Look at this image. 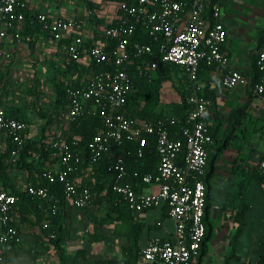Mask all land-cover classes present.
Here are the masks:
<instances>
[{"label": "built area", "instance_id": "1", "mask_svg": "<svg viewBox=\"0 0 264 264\" xmlns=\"http://www.w3.org/2000/svg\"><path fill=\"white\" fill-rule=\"evenodd\" d=\"M226 0H214L208 6L204 0H127L119 3L115 15L100 34L109 41L95 42L87 47L79 17H50L38 12L28 20L37 24L44 36L55 44L63 45L66 56L80 63L82 56L96 63L110 62L116 67L133 59L154 55L151 43L135 39L136 26L146 29L152 42L158 43L157 54L163 63L179 66L186 77L189 111L179 126L181 138L173 139L161 121L152 122L124 113L127 96L132 92L134 81L127 71L91 72L78 84L65 81L68 97L66 118L74 121L83 115L97 116L104 130L94 134L86 144L92 160L99 159L125 142L136 143V154L141 155L147 138L154 139L158 164L154 172L141 175L143 184H154L156 191L145 193L126 181L127 169L122 156H116L109 170L113 173L112 192L131 211H143L164 204L168 215L174 220L171 238L149 239L140 249V257L147 263L193 264L205 238L204 222L206 207L205 169L209 148L213 143L209 124L205 119L208 99L199 83V69L219 67L221 86L231 89L237 85L249 86L250 91L264 97V47L257 52L255 66L259 78H251L229 66V58L223 52L227 32L222 20ZM27 0H0V67L7 64L9 40L14 39L20 47L22 31L26 24ZM93 10L88 8L87 16ZM110 40L114 41L110 45ZM152 69L156 63L152 62ZM142 72H140L141 74ZM12 76V73H10ZM0 88V152L9 150L7 163L15 166L21 149L28 137L26 121L9 116L1 103ZM76 142L69 146L64 139H55L51 144L57 161L41 170L44 182H26L24 190L38 198L45 216L59 213L61 200L69 201L78 209L87 208L92 199L90 187H78L72 174L80 161ZM181 162L179 164L178 159ZM258 172L264 176V155L257 162ZM133 176H138L137 172ZM57 184L58 188H53ZM17 196L0 182V264H16L8 261V255L22 244L18 226L14 223L13 211ZM51 219L44 218L39 232L46 241L54 238V232H46ZM118 264H124L118 261Z\"/></svg>", "mask_w": 264, "mask_h": 264}, {"label": "crops", "instance_id": "2", "mask_svg": "<svg viewBox=\"0 0 264 264\" xmlns=\"http://www.w3.org/2000/svg\"><path fill=\"white\" fill-rule=\"evenodd\" d=\"M86 1L99 4L95 8L99 21L87 16L89 6ZM100 2L101 0H27V12L30 15L45 12L50 17H79L84 41L91 44L92 41H100L102 26L109 23L115 15L114 5ZM222 20L227 32L223 52L229 58V66L252 78L257 52L264 47V0H226ZM25 26L21 33L23 44L20 47L14 39L9 40L8 63L0 67V77H3L0 82L8 78L4 71L35 72L39 68L50 73V67L59 64L57 61L61 62L66 56L63 49L66 39L57 45L41 31L25 35ZM28 40L33 43L32 46ZM79 64L87 67L90 64L88 56H82ZM222 72L219 67H202L198 76L208 97L205 119L214 133V139L209 148L205 169V208L210 238L203 247L201 245L193 264H249V254L254 255L256 247L251 243L252 235L247 217L254 216L257 208L264 202V182L248 178L243 172L248 166H256L264 155V97L253 94L246 85L223 88L220 81ZM10 77L12 78L11 74ZM176 85L179 86V83ZM11 90L8 83L1 96V103L6 106L7 112L11 107L15 111L22 107L36 108L34 100L22 103L20 97L13 99ZM245 105L246 113L240 117L238 126L231 130L232 112ZM36 115L38 114L35 113L34 116ZM39 120L34 131L35 137L31 134L30 125L29 137L36 139L40 136L43 127L40 124L44 120ZM95 174L88 164L74 176L76 183L89 181L96 188L93 201L87 208L78 209L69 201H64L62 206L63 246L66 253L73 254L78 248H83L89 260L110 259L123 261L124 264H149L140 257V249L153 237L166 240L174 233L175 223L168 215L167 207L160 204L143 211H124L117 219L104 189L101 190L95 183ZM40 179L39 172L33 171L30 174L27 170L12 169L4 188L8 191L23 189L26 182L37 183ZM156 189L154 184H143L140 188L145 193ZM243 205L244 226L235 237L238 223L234 214ZM37 217L30 206L14 209V223L18 226L23 242L8 255V261L16 264H52L55 251L48 248V241L38 231L40 223ZM83 244L85 246L81 247ZM34 251L37 253L34 254ZM98 255L101 257L97 258Z\"/></svg>", "mask_w": 264, "mask_h": 264}, {"label": "trees", "instance_id": "3", "mask_svg": "<svg viewBox=\"0 0 264 264\" xmlns=\"http://www.w3.org/2000/svg\"><path fill=\"white\" fill-rule=\"evenodd\" d=\"M122 1L127 0H101L100 3L114 5L115 10H117L119 3ZM204 1L209 6L214 0ZM86 3L87 6H89L88 8H91L93 10L92 15H89L88 17L94 20L97 19L99 21L100 19L97 18V13L95 9L98 7L99 4L97 5L89 1H86ZM33 16L34 15H30L27 11L25 12V35L28 32L30 33L32 31H40L39 26L37 24L31 25L28 23V20ZM134 38L145 43H151L155 51L154 55L146 56L145 58L141 59H133L129 62H126L120 67H116L110 62L96 63L95 61H91L87 67H83L78 62L71 60L67 56H65L61 62L59 60L57 61L59 64H55L50 67L52 71H50V76L48 80L52 85L54 93L52 97H50L49 105L31 108L30 112L32 114L37 113L40 118L46 122L47 125H45L47 128V126H50L51 123H54L56 120L61 118L62 115L67 114L69 103L65 89L67 88L68 84L63 81L64 79L66 81H71L72 83L78 84L81 81L86 80L92 71H114L116 68H122L129 73V75L134 81L133 90L127 96L126 103L123 107L124 113L152 122L161 121L164 127L168 130L171 138H181L179 133V126L183 123L184 118L189 111V105L186 100V95L189 90L187 86L186 77L179 66L163 63L160 60V56L156 53L158 43L151 41V37L148 35L146 29L144 30L140 25H137ZM99 39L103 41L106 40V42L109 41L108 39H105L102 35L99 36ZM28 42L30 43V40H28ZM114 43V41L110 40V45H113ZM93 44L94 42L92 41L91 44L86 43V46L89 47ZM32 45L33 43H30V46ZM152 62L156 63V67L154 69L150 67ZM202 67H205L203 63L201 64L200 69ZM254 67L255 68L253 77L251 78L252 83L257 81L259 78L258 70L256 66ZM153 70L156 73V78L154 79L150 77L151 72ZM140 72L142 73L140 74ZM4 74L5 76H8V78L0 82V88L2 90L5 89V86L8 83L13 84V79L10 77V73L8 71H4ZM2 78L3 77L1 76L0 80ZM166 79L172 80V82L175 84V90L178 93L179 98H177L175 101L173 100V102L168 104V106L164 108L160 107V109L157 110L156 106L159 104V97L157 95L159 94V92L156 86H159L161 82ZM176 83H179V86H177ZM30 91L31 89H28V92ZM202 92L207 97V94L204 92V90H202ZM141 101L144 102L142 107H140ZM31 106L34 107V105ZM19 110L15 111V109L11 107V109L7 113L9 116L26 121L30 128V123L28 120L23 117L17 116L16 112H19ZM246 110L247 105L232 112L230 126L231 130H234L238 126V124L240 123V117L246 113ZM38 115H36V118ZM45 125L41 128L42 131L38 138L35 139L29 136L27 137L25 145L21 149L19 160L14 167L10 166L7 163L9 150L5 149L4 151L0 152V182L3 187L5 186L7 178H9V174L12 169L21 171L27 170V172L30 174H33L34 171L39 172L40 174L42 169L49 165L55 164L57 159L52 155L53 149H51V144L55 139L61 138L64 139L67 144L71 147L73 146L74 142L78 144L75 148L78 151V154L80 155V161L76 165V169L72 174V178L74 179V176L78 174L84 166L88 164L91 165L92 169L96 173L95 183L100 187L101 190L104 189L106 194L105 196L110 203V207L117 214L115 218H117L118 215L123 214L124 211L130 212L131 210H129L122 201L118 202V196L115 195L111 190L113 173L109 170V167L116 156H122L127 169V176L125 180L131 182L137 190H140L141 186L143 185V182L141 181V175L149 172H154L158 164L159 157L155 150L154 139L152 137L147 138V143L143 147L141 155L136 154V143L133 141H129L125 142L123 147L118 146L108 154H103L99 159L92 160L86 150V144L94 134L100 133L104 130L103 123L99 117L83 115L81 117H78L74 121L68 120L66 127L61 128L62 130H58L57 132L54 131V133L51 134L46 131ZM210 133L212 139H214V133H212L211 130ZM178 161L180 164V158L178 159ZM134 172H137L138 176H133ZM243 172L246 176H248V178L255 179L259 183L264 182V176H262L258 172L256 166H248L246 171ZM40 178L41 179L38 182L46 181L41 175ZM31 184H36V182L31 181ZM76 185L78 187H90L92 191V199L90 202L91 204L95 195L94 192H96L95 186H93L89 181L86 183H76ZM52 187L58 188V185L53 184ZM10 192L15 194L18 198L15 203L14 209L17 207L20 208L23 206H30V208L34 209L37 213L38 222L40 224L44 218L51 219L50 228L42 232L44 234L49 231L55 233L54 238L48 241L47 246L48 248H53L59 264H118V261L110 259L89 260L87 259L85 255V250L83 248H78L73 254L66 253V250L63 246L64 230L62 225L63 215L61 213L62 206L64 204V199L61 200L59 213L54 216H45V213L41 208L40 200L38 198L31 197L26 193L24 189H15L11 190ZM244 213L245 205L239 207L234 214V218L238 223L235 237L239 235L240 231L242 230V227L244 226ZM204 222L205 225L207 224V230L205 238L201 244L202 247L206 244V240L210 238V229H208L209 226L207 223L206 208ZM36 253L37 252L34 251V254ZM254 255L256 264H264V236L259 241L258 246L254 249Z\"/></svg>", "mask_w": 264, "mask_h": 264}, {"label": "rangeland", "instance_id": "4", "mask_svg": "<svg viewBox=\"0 0 264 264\" xmlns=\"http://www.w3.org/2000/svg\"><path fill=\"white\" fill-rule=\"evenodd\" d=\"M29 75V76H27ZM38 75V78H36ZM49 76L50 73L46 72L45 69L41 71L39 68L35 72H27V70H20V71H13L12 72V79L13 84H10L12 87V97L13 98H19L22 103L26 100V102L29 100H34L36 107H42V106H48L50 97L53 95V88L51 83L49 82ZM153 79L156 78V73L153 70L151 72V76ZM35 79H38L37 81ZM158 89L159 94L157 95L158 98V105L156 106L157 110L161 108H164L168 106L173 100L175 101L177 98H179L178 93L175 90V84L170 79H166L159 86H156ZM28 89H31L30 92H28ZM14 91V92H13ZM153 91V90H152ZM150 93V92H149ZM154 93V92H153ZM153 95V94H151ZM34 97V98H33ZM144 104L143 101H141L140 107H142ZM141 109V108H140ZM31 110L29 108L22 107V109L19 110V112H16L17 116L23 117L26 120L29 121L31 125L32 130V136L35 137V127L36 124L40 121V116L38 115L37 118L30 112ZM41 119V118H40ZM67 118L66 115H62L61 118L56 120L54 123H51L50 126H47L46 128V122H41L40 125H45V129L47 132L54 133L58 130H62L61 128L66 127L67 125ZM259 207V206H258ZM248 224L250 226V232L252 235V245L253 247H257L259 241L264 236V202H262V205L260 208H257V212L254 216L248 215L247 217ZM98 228V227H96ZM83 244L81 247H84ZM52 264L56 262L55 264H59L57 261L56 255L52 256ZM98 257H101V255H98ZM249 257L251 261H249V264H255L254 255L252 253L249 254Z\"/></svg>", "mask_w": 264, "mask_h": 264}]
</instances>
